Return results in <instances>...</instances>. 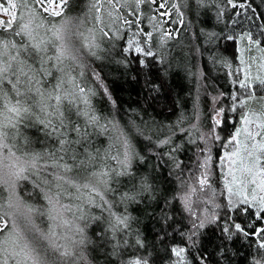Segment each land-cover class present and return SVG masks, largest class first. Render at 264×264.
<instances>
[{
  "label": "snow or ice",
  "instance_id": "6c2138e0",
  "mask_svg": "<svg viewBox=\"0 0 264 264\" xmlns=\"http://www.w3.org/2000/svg\"><path fill=\"white\" fill-rule=\"evenodd\" d=\"M0 264H264V0H0Z\"/></svg>",
  "mask_w": 264,
  "mask_h": 264
},
{
  "label": "trees",
  "instance_id": "16d2710c",
  "mask_svg": "<svg viewBox=\"0 0 264 264\" xmlns=\"http://www.w3.org/2000/svg\"><path fill=\"white\" fill-rule=\"evenodd\" d=\"M213 75L214 76H218L219 77V83L220 84H224L225 83V80H224V70L223 69H213ZM124 95V99H127V95L126 94H123ZM125 107H127V105H125ZM122 118L123 120H127L128 119V116L124 113V112H121L118 114V119ZM174 119V117H173ZM192 153L189 152L187 155H191ZM187 157H182V159H186Z\"/></svg>",
  "mask_w": 264,
  "mask_h": 264
}]
</instances>
